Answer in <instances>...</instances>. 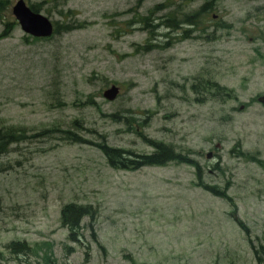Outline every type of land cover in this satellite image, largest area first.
<instances>
[{"label":"rangeland","instance_id":"rangeland-1","mask_svg":"<svg viewBox=\"0 0 264 264\" xmlns=\"http://www.w3.org/2000/svg\"><path fill=\"white\" fill-rule=\"evenodd\" d=\"M25 1L71 29L28 35L2 0L0 120L24 133L0 148V264H264V0H218L196 26L205 0ZM143 136L200 179L104 154L152 151ZM70 201L93 211L76 241Z\"/></svg>","mask_w":264,"mask_h":264},{"label":"trees","instance_id":"trees-1","mask_svg":"<svg viewBox=\"0 0 264 264\" xmlns=\"http://www.w3.org/2000/svg\"><path fill=\"white\" fill-rule=\"evenodd\" d=\"M214 1L217 0H210L209 3H207L208 5H211ZM206 4V7H207ZM3 7V2L2 0H0V11ZM194 16L191 17H186V20L189 21V23H191L192 18ZM174 18V17H173ZM173 18H169L170 20ZM71 29L70 27L65 28L63 30H68ZM60 30V29H59ZM57 30V31H59ZM7 32V31H6ZM4 32V33H6ZM4 33H0V37L4 36ZM116 114H111V116H114ZM13 128H9L8 131H3L0 128V148L4 147L3 145L6 143H10L11 141H13L14 136H15V132H13ZM4 133H13L10 135H5ZM64 132L67 133H71L69 130H66ZM77 135L71 133V135H69L70 138L77 140ZM144 137V136H143ZM5 138V139H3ZM145 138V137H144ZM146 141H148V143H150L153 147H154V151H152L151 153H134L132 151H124L121 148L118 147H108V146H102L103 147V151L105 152V156L108 158V160L110 161L111 164L116 165V163H114L115 161L119 164H121L123 167H128V165L138 168L141 165H160L163 163H166L168 161H181V162H185L188 164H193L196 166V162L193 161L192 158H190L189 156L179 153L177 152L172 146L164 143V142H156L153 139H149V138H145ZM3 144V145H2ZM260 161V160H259ZM113 162V163H112ZM197 173H198V178L200 179V167L197 165ZM201 185H203L201 183ZM205 189H208L210 191H213L214 193L218 194V195H223L225 196L224 191H221L219 188V191L217 190L216 186L214 185H209V184H205L203 186ZM86 215H92V210L90 205H80V204H76V203H67L65 204L62 209H61V222L62 225L65 226L68 229V237L71 240H75L78 239V230L81 224V221L83 219L84 216ZM7 248L9 251L11 252H15V253H27L30 250V245H28L27 243H25L24 241H11L7 244ZM2 256V254H0ZM53 264H56L57 262L54 260V262H52ZM44 264H49L46 262H44ZM60 264V263H57Z\"/></svg>","mask_w":264,"mask_h":264},{"label":"water","instance_id":"water-1","mask_svg":"<svg viewBox=\"0 0 264 264\" xmlns=\"http://www.w3.org/2000/svg\"><path fill=\"white\" fill-rule=\"evenodd\" d=\"M13 9L24 30L35 35L50 34L52 30L50 22L42 15L31 11L25 6L22 0L17 1ZM114 94L115 90L106 92V95L110 98H112ZM260 99L264 101V97H261Z\"/></svg>","mask_w":264,"mask_h":264}]
</instances>
